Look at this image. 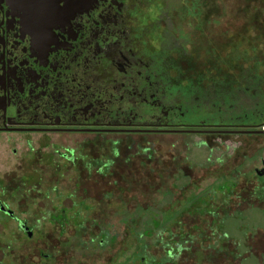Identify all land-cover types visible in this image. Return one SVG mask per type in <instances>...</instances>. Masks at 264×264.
<instances>
[{"label":"flooded vegetation","instance_id":"af4514ba","mask_svg":"<svg viewBox=\"0 0 264 264\" xmlns=\"http://www.w3.org/2000/svg\"><path fill=\"white\" fill-rule=\"evenodd\" d=\"M202 1L195 17L209 19L211 0ZM178 3L0 0V220L14 221L28 239L35 227L21 215H59L61 226L67 225L64 215L81 216L82 198L73 199L77 207H33L20 199L32 191L23 186L61 178L75 182L73 194L52 188L65 200L86 192L83 182L104 179L110 189L117 161L98 158L99 151L151 150L163 143L160 136L175 138L171 147L181 145L187 152L210 147V137L221 150L222 141L238 138L233 151L264 180V157L259 161L253 143L264 136V95L252 80L227 91L212 83L208 68L179 72L176 52L186 49L190 32L179 25ZM43 195L49 198L48 190ZM98 204L86 210L97 213ZM87 223H75L73 237L59 245L79 247ZM92 223L98 229L99 222ZM107 225L99 228L101 244L110 238ZM183 230L172 237L189 244ZM179 246L178 240L176 251Z\"/></svg>","mask_w":264,"mask_h":264},{"label":"rangeland","instance_id":"374dc122","mask_svg":"<svg viewBox=\"0 0 264 264\" xmlns=\"http://www.w3.org/2000/svg\"><path fill=\"white\" fill-rule=\"evenodd\" d=\"M178 1L179 25L190 32L186 49L176 52L179 72L208 68L212 83H220L227 91L237 89L240 80H252L258 94L264 95V19L260 15L264 0H215L205 20L195 17L199 5L203 9L202 0ZM215 138L207 140L210 147L194 146L189 152L181 145L171 147L175 138L170 136H160L163 143L151 150L122 146L110 149V155L99 151L98 158L117 161L118 172L110 177V189L104 179L97 184L83 182L80 185L87 191L81 190L72 200L56 193L73 194L75 182L61 178L26 184L23 189L32 191L23 192L20 199L29 200L33 207H77L73 199L82 198L83 212L81 216L64 215L68 224L63 227L59 215H21L35 227L30 239L17 230L14 221L2 218L0 264H264V180L233 151L238 138L222 141L226 146L222 150L213 148L218 142ZM253 143L260 161L264 136ZM255 166L261 168L260 163ZM49 169L54 171L52 166ZM33 189L43 194L48 190L49 198ZM107 193L109 198L103 199ZM96 202L97 213L86 210ZM94 220L99 222L98 229ZM78 222H88L81 228L80 246L59 245L73 237ZM108 222L110 229L104 233L110 238L101 244L99 228ZM181 228L186 239L190 236L189 244L172 237L180 235ZM178 240L180 250L176 251Z\"/></svg>","mask_w":264,"mask_h":264},{"label":"trees","instance_id":"16d2710c","mask_svg":"<svg viewBox=\"0 0 264 264\" xmlns=\"http://www.w3.org/2000/svg\"><path fill=\"white\" fill-rule=\"evenodd\" d=\"M214 1H215V0H211V2H212L211 6H210L211 8H212V6L214 5V4H213ZM261 8H262V7H261ZM263 8H264V6H263ZM260 15L263 16L262 18L264 19V11H263V9H261V11H260Z\"/></svg>","mask_w":264,"mask_h":264}]
</instances>
